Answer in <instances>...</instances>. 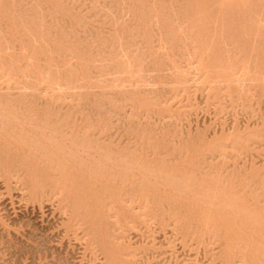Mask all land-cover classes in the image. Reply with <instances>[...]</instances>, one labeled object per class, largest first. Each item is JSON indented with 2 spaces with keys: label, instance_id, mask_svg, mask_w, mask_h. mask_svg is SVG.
<instances>
[{
  "label": "rangeland",
  "instance_id": "rangeland-1",
  "mask_svg": "<svg viewBox=\"0 0 264 264\" xmlns=\"http://www.w3.org/2000/svg\"><path fill=\"white\" fill-rule=\"evenodd\" d=\"M0 264H264V0H0Z\"/></svg>",
  "mask_w": 264,
  "mask_h": 264
},
{
  "label": "bare ground",
  "instance_id": "bare-ground-1",
  "mask_svg": "<svg viewBox=\"0 0 264 264\" xmlns=\"http://www.w3.org/2000/svg\"><path fill=\"white\" fill-rule=\"evenodd\" d=\"M125 16V15H124ZM121 18H122V16H121ZM122 22H123V20H122ZM189 65V64H188ZM186 67V66H185ZM181 68V67H180ZM46 91V90H45ZM31 98V97H30ZM21 101V100H20ZM30 105V104H29ZM16 107V106H15ZM29 108V107H28ZM31 115V114H30ZM18 119V118H17ZM116 120V119H115ZM5 123V122H4ZM4 130V129H3ZM66 133V132H65ZM29 134V133H28ZM30 136V135H29ZM30 153V152H29ZM15 154V153H14ZM25 161V160H24ZM50 182V181H49ZM123 184V183H122ZM104 188V187H103ZM118 188V187H117ZM12 244V243H11ZM261 245V244H260ZM3 249V248H2ZM4 251V250H3Z\"/></svg>",
  "mask_w": 264,
  "mask_h": 264
}]
</instances>
